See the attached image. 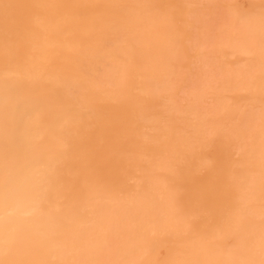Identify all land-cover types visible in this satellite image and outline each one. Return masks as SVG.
I'll list each match as a JSON object with an SVG mask.
<instances>
[{
  "label": "bare ground",
  "instance_id": "bare-ground-1",
  "mask_svg": "<svg viewBox=\"0 0 264 264\" xmlns=\"http://www.w3.org/2000/svg\"><path fill=\"white\" fill-rule=\"evenodd\" d=\"M0 264H264V0H0Z\"/></svg>",
  "mask_w": 264,
  "mask_h": 264
}]
</instances>
